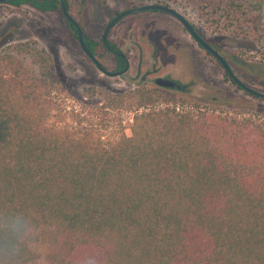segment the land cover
Instances as JSON below:
<instances>
[{
  "label": "trees",
  "instance_id": "1",
  "mask_svg": "<svg viewBox=\"0 0 264 264\" xmlns=\"http://www.w3.org/2000/svg\"><path fill=\"white\" fill-rule=\"evenodd\" d=\"M198 22L250 45L222 52L230 65L264 73V0H204ZM61 91L45 50L0 52V264H264V107L166 104L142 85L76 111Z\"/></svg>",
  "mask_w": 264,
  "mask_h": 264
},
{
  "label": "rangeland",
  "instance_id": "2",
  "mask_svg": "<svg viewBox=\"0 0 264 264\" xmlns=\"http://www.w3.org/2000/svg\"><path fill=\"white\" fill-rule=\"evenodd\" d=\"M148 1L86 0L82 2L77 0L71 8L86 32L98 39L115 13L132 5L148 3ZM203 2L204 0H177L170 3V6L177 9L191 24L199 27L198 16ZM148 15H143L139 20L141 25L133 28L136 30L134 37L138 39V36H141L139 33L146 27L153 28L152 36L155 39L156 48H153L148 56L155 67H161L162 71L159 69V74L169 73L186 85L184 91L158 89L153 80L143 84L102 75L86 60L61 11L42 13L31 5L17 8L10 4H0V52L12 45L24 43H32L36 48L45 50L51 57L53 68L62 83L63 93L62 91L59 93V98L65 100L76 111H82L83 104H103L109 94L123 93L146 85L158 89L164 96L166 104H180L186 101L198 103L203 108L254 110L261 115L264 101L256 103V106L252 105L244 91L239 90L227 79L224 69L198 46L184 31L178 20L166 14L159 15L155 20H148L149 16H153ZM126 22L122 24L125 25ZM205 39L211 46L214 45L213 47L218 49L220 54L222 52L230 54L238 49L250 47L243 40L228 36H206ZM144 56L147 55L144 54ZM133 57L135 61L138 60V55L135 54ZM24 65L32 75H38V67L29 58H24ZM231 66L240 80L249 86H252L251 82L254 80L256 83L253 89L260 92L264 90V73L260 72L255 78H251L247 70L236 65ZM145 71L143 66L142 73ZM135 72L131 70L130 74L135 75ZM151 78L155 76L151 75ZM66 94L71 98H67ZM90 110V108L85 109L86 114ZM111 113L123 120L122 127L126 135L130 136L133 115L124 110H115ZM116 130H120L118 125Z\"/></svg>",
  "mask_w": 264,
  "mask_h": 264
},
{
  "label": "flooded vegetation",
  "instance_id": "3",
  "mask_svg": "<svg viewBox=\"0 0 264 264\" xmlns=\"http://www.w3.org/2000/svg\"><path fill=\"white\" fill-rule=\"evenodd\" d=\"M10 1L8 3H6V4H10ZM76 1L77 0H61L60 8L58 10H56V11H61L62 12V14H63V16L65 18V21H66L68 27L70 28L75 40L78 42V46H79L80 50L85 55L86 60L99 73H101L102 75H104L106 77H109V78H119V77H110V76H107L106 74H104L98 68V66L96 65L94 59H92L83 50V48L81 47L80 41H79L78 32H77L76 27L74 26V24H72V23L67 21L65 15L63 13V5H65V7L67 8L69 14L73 17L75 22L81 28V30L83 32L84 44H85L86 48L88 49L90 54L95 58V60H97L100 63L101 67H103L106 71L113 72V73L121 72V71L126 69L127 62H128L129 63V70L127 71V74L130 76V78L129 79L125 78L128 81H131V82H136L137 81L139 83H143L144 84V83L150 82V80H153L154 85H156V80L158 78H163V79H168V80L175 81L176 83L182 85L183 89L182 90H178L177 87H175L174 89H167V88H162V87H159V86L156 85L158 89L177 90V91H184L186 89V85H184L178 79H175L171 74H169V73L168 74L167 73H163V75L159 74L160 70H161V67L160 66L159 67H155V64L151 61L150 56H148V53L150 51L152 52L153 48H156V43L154 42L155 39L152 36L153 28H151L149 25H147L149 27H146V29L143 30L141 33L138 32L141 35V36H138V39H135V37H134V33H135L134 31H136V30H134L133 28H136L137 25H138V27L141 25L139 20H140V18L143 17V15H148V14L149 15H153V16H149L148 15L149 16L148 20H155L161 14H166V15L171 16L172 18H175L171 14L166 13L165 11H162V10H146V11H142V12L126 15V16L120 18L111 27V29L107 33V36H106V38L104 40V34H105V31H106L107 27L109 26V24L115 18H117L121 14H123L125 12H129V11L134 10V9H139V8H141L143 6H146V5H162V6H166L164 3H160L157 0H149L148 3L142 4V5H139V6H133L132 5L129 8L123 10V11L115 13L112 16V18L108 21V23L106 24V26L104 28V31L102 32L101 36L98 39H95L94 36H91V35H89L86 32L84 26L80 24L79 20L72 13V8L71 7H72V5L76 4ZM85 1L86 0H82V2H85ZM10 5L14 6L13 4H10ZM24 5H30V4H24ZM17 8H19V7H17ZM170 8L174 9L171 6H170ZM174 10L179 12L177 9H174ZM56 11H50V12H46V13H51V12H56ZM130 17H132V18L134 17V19H129ZM126 20H129V21L126 22ZM123 22H126L125 25L122 24ZM183 28H184V26H183ZM184 31L188 33V31L185 28H184ZM148 32L150 33V35H149ZM147 35H149V36H147ZM136 38H137V36H136ZM191 38L193 39V37H191ZM193 40L195 41V39H193ZM198 46L201 49L205 50L199 44H198ZM135 54L138 55V60L137 61H135L134 57H133V55H135ZM144 54L147 55V56L145 57ZM216 61H218V60L216 59ZM219 65L222 66L220 63H219ZM143 66H145V69H146V71L144 73H142ZM131 70H135L136 71L135 75L130 74ZM224 71H225V69H224ZM151 75H154L155 78H153V79L151 78L150 79Z\"/></svg>",
  "mask_w": 264,
  "mask_h": 264
},
{
  "label": "water",
  "instance_id": "4",
  "mask_svg": "<svg viewBox=\"0 0 264 264\" xmlns=\"http://www.w3.org/2000/svg\"><path fill=\"white\" fill-rule=\"evenodd\" d=\"M10 0H0V4H6L8 3ZM146 10H162L165 11L166 13L171 14L172 16H174L177 20H179L181 22V24L184 26V28L188 31V33L191 35V37H193V39H195V41L202 47L204 48L209 54H211L212 56H214L219 63L223 66V68L225 69V71L230 75V77H232V79L238 83L246 92H248L249 94L259 98L260 100L264 101V93L257 91L247 85H245L243 82L240 81V79L236 76L234 69L232 68V66L228 63V61L217 51L215 50L208 42L205 38L201 37L197 31L195 30L194 26L184 17L182 16L179 12H177L176 10L167 7V6H162V5H146L143 6L139 9H134L131 10L129 12H125L123 14H121L120 16H118L117 18H115L107 27L105 34H104V40L107 36V33L109 32V30L111 29V27L122 17L129 15V14H134V13H138V12H142V11H146ZM63 13L67 19L68 22L74 24V26L77 29L78 32V37H79V41L81 44V47L83 48V50L92 58L94 59L96 65L98 66V68L107 76L110 77H119L122 79H129L130 76L127 74V71L129 70V63L127 62V67L125 70L121 71V72H108L106 71L103 67H101L100 63L95 60V58L90 54V52L88 51V49L86 48L85 44H84V38H83V32L81 30V28L79 27V25L75 22V20L73 19V17L69 14L67 8L65 7V5H63ZM156 85L162 88H167V89H174L175 87H177L178 90H182V85L176 83L175 81L172 80H168V79H163V78H158L156 80Z\"/></svg>",
  "mask_w": 264,
  "mask_h": 264
},
{
  "label": "built area",
  "instance_id": "5",
  "mask_svg": "<svg viewBox=\"0 0 264 264\" xmlns=\"http://www.w3.org/2000/svg\"><path fill=\"white\" fill-rule=\"evenodd\" d=\"M178 110H180V109L178 108Z\"/></svg>",
  "mask_w": 264,
  "mask_h": 264
}]
</instances>
